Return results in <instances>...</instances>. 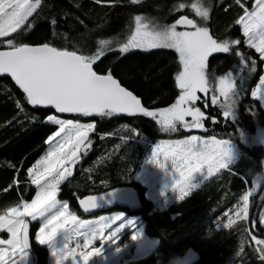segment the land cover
Returning <instances> with one entry per match:
<instances>
[{
    "label": "trees",
    "instance_id": "16d2710c",
    "mask_svg": "<svg viewBox=\"0 0 264 264\" xmlns=\"http://www.w3.org/2000/svg\"><path fill=\"white\" fill-rule=\"evenodd\" d=\"M182 2L189 4L193 0H142L138 5L132 4L131 0H101L99 4L96 0H42L41 8L30 18L34 26L14 38L18 43L31 46L47 42L58 48L79 49L85 54H94L99 39L110 38L113 43L109 47L113 50L106 52L93 66L94 70L102 75L111 71L121 86L137 96L148 110L164 108L179 94L174 76L180 66L173 50H133L121 54L117 49L133 31L136 14L155 16V23L162 18L164 21L160 25L171 24L179 14L191 17L188 8L172 11ZM203 2L210 8L209 19L204 24L210 34L219 40L239 38L243 42L239 26L235 24L243 9L235 0ZM53 19L55 25L51 23ZM242 42L239 50L245 59L257 60L256 73L240 66L239 58L235 56L236 48L231 54H216L208 60L212 82L225 68L227 72L243 68L244 82L236 81L240 98L233 111L234 118H223L219 106L208 104L205 108L201 104L200 107L207 117L218 121L213 124L211 119H205L203 123L208 131L204 135L238 142L239 160L229 169L205 180L183 200L176 199L162 208L148 201L145 188L135 181L151 146L157 140L171 136L162 132L152 118L142 114H114L83 119L81 115L58 114L51 107L27 104L25 94L12 79L0 77V214L34 194L27 169L42 155L45 141L57 129L46 122V117L57 115L95 124L94 131L89 133L92 146L87 155L81 154L73 175L61 185L59 200L68 201L71 210L87 217L79 207L80 199L126 186H132L140 193L142 207L134 214L142 220L144 234L156 239L157 246L147 256L126 264H169L188 249L199 255L196 264H264L251 239L252 236L264 239V224L257 217L262 205L260 200H256L251 213L249 211L246 227L232 230L243 219L235 214L237 206L242 207L240 197L252 188L254 173L264 169V147L253 143L257 131H264V110L257 100L249 97L250 90L262 75L264 61L254 50L244 51ZM0 50L5 49L0 46ZM18 102L22 110L17 107ZM178 136L179 132L174 134V137ZM245 138H250L251 142L245 144ZM230 220L233 221L231 226L225 228ZM211 230L228 234L221 240L212 241L206 237ZM30 252L37 264H46L45 247L32 241Z\"/></svg>",
    "mask_w": 264,
    "mask_h": 264
},
{
    "label": "snow or ice",
    "instance_id": "6c2138e0",
    "mask_svg": "<svg viewBox=\"0 0 264 264\" xmlns=\"http://www.w3.org/2000/svg\"><path fill=\"white\" fill-rule=\"evenodd\" d=\"M235 2L243 9L235 24L241 28L247 48L254 50L264 61V0H253L251 10L242 0ZM96 3H101V0H96ZM131 3L138 5L142 0H131ZM41 4L42 0H0V46L5 49L0 50V75L10 76L25 94L27 104L33 107H51L55 113L84 117L142 114L152 118L165 133H175L178 127L207 132L203 121L211 119L213 124L218 121L214 117H207L196 106L201 101V94L205 97V108L211 93V104L223 110V118L231 119L240 98L232 71L220 75L213 86L208 73L209 57L214 53L231 54L232 49L236 48L235 56L240 64L252 74L257 71V60H246L239 50L242 42L239 38L219 40L210 34L207 26L198 24L187 15H181L171 24L157 25L144 15L136 14L133 18L134 30L125 42L118 45L117 50L126 54L135 49H171L178 54L180 66L174 76L175 86L179 90L178 98L169 107L148 110L137 96L121 86L111 71L102 75L94 70L93 66L106 52L113 50L109 47L113 43L111 39H99V47L94 54H85L79 49L58 48L47 42L39 46L18 43L14 37L21 31L31 30L34 25L30 18L41 8ZM185 8H189L195 17L208 21L210 8L205 6L203 0L179 3L172 11ZM51 23L55 25L56 21L53 19ZM251 96L264 106V75L259 77ZM17 107L21 108L19 102ZM46 122L58 126V130L45 141L49 145L46 155L27 169L30 183L36 188L34 198L30 202L21 200L18 205L0 214V231L9 234L8 239H0V264H26L30 249V221H41L42 226L35 239L40 245L50 248L55 264H64L69 259L71 264H80L78 255L83 264H89L93 255L102 253V247L95 248L94 252L86 251L95 240L115 243L118 234L131 223H125L122 215L102 216L95 221L83 220L69 211L68 201L58 199L61 185L73 175L81 154L87 155L92 146L89 133L94 131L95 124L62 119L57 115H48ZM160 156L164 163L160 162ZM169 161L172 171L179 177L173 189L177 199L183 200L214 172L229 169L234 161L232 142L215 136L203 139L191 135L186 139L157 144L151 162L165 169ZM195 174L201 176L199 183H194ZM250 195L251 192H246L240 197L242 207L238 205L235 210L238 218H248ZM98 199L105 198L89 196L80 199L79 203L87 212L89 207H99ZM117 221L122 222L113 228ZM232 222L230 220L224 227H230ZM261 223H264V217ZM106 229L111 231L103 235ZM81 238L83 249L78 253ZM251 239L257 245H264V239H256L255 236ZM73 241L76 242L75 247H71ZM259 251L264 260V247ZM17 255L20 257L18 261L14 259Z\"/></svg>",
    "mask_w": 264,
    "mask_h": 264
},
{
    "label": "rangeland",
    "instance_id": "374dc122",
    "mask_svg": "<svg viewBox=\"0 0 264 264\" xmlns=\"http://www.w3.org/2000/svg\"><path fill=\"white\" fill-rule=\"evenodd\" d=\"M243 2L248 3L249 4L248 9L251 10L253 0H252V2H251V0H244ZM188 11L191 13V17H189V18L195 17L194 13H192L189 8H188ZM181 15H184V14H179L176 17V19H178ZM144 16L148 20H151L154 24H157V25H160V23L162 21H164V20H162V18L161 19L158 18L157 22L155 23V20H156L155 16H150V15H144ZM175 20H173L172 23ZM196 21L198 24H200L202 26H204V24L206 23L205 21H203L200 18H197ZM239 29H240V32L242 35L241 28L239 27ZM178 30H181V29H178ZM103 39H106V38H103ZM108 39H110V38H108ZM244 41H245V38L243 37L242 44L245 46L244 47V51H245L248 48H247ZM135 50L144 51V50H139V49H135ZM166 50H171V49H166ZM130 51H133V50H130ZM148 51H150V50H148ZM173 52L175 53L174 50H173ZM175 54L178 58V54L177 53H175ZM216 54H222V53H214L213 55H216ZM240 66L244 67L241 64H240ZM227 71H228V69L225 68L221 75H226L228 73ZM232 73L234 75L235 80L238 83L244 82L245 79L242 77V73H241L240 69L236 70V71H232ZM262 75H264V64L262 67ZM210 76H212V75H210ZM218 77L216 79H218ZM211 81H212V78H211ZM215 81L212 82L213 86H215ZM252 90H250V94H249L250 98L252 97L251 96ZM210 96H211V93L209 94L208 104L212 105L210 102ZM177 98L178 97H176L175 100ZM204 99H205V97L203 96V94H201V101H198L196 106L201 107V104H203V107H205L204 103H203ZM259 104H260V102H259ZM169 106H171V105H169ZM169 106H166V107H169ZM260 106H261V104H260ZM261 108L264 110V106H261ZM159 109H162V108H156L153 111L159 110ZM82 117H83V119H88V117H84V116H82ZM59 118H61V117H59ZM62 119L71 120L68 118H62ZM186 119L190 120V118H186ZM79 122H81V123H93V122H87V121H79ZM56 127H57L56 131H57L58 126H56ZM158 127L160 128L159 125H158ZM177 132H179V136L174 137V134ZM168 133L171 134V136H169V138L157 140L151 146L148 154L146 155V157H145V159L141 165V169L139 171V174L135 178V181L138 182L141 186H143L145 188V191H146L145 192V198L148 201H151L157 208H162L166 204L177 199V193L174 191L173 185H174L175 180L178 179L179 177H178V175H176L172 171L170 161L168 162V165L166 166L165 169H161L156 164L151 162L153 149L156 147V145L161 143V142L174 141L177 139H186L191 135H198L203 139L210 138V136H205L204 131H202V130H195L194 129V130L189 131V130H183L179 127L175 133H172V132H168ZM218 139H220V138H218ZM230 141L232 142V151H233V156H234V163H236L239 160L238 156L240 155L239 154V143L236 141H233V140H230ZM243 142L245 144H248L251 142V139L245 138L243 140ZM253 143H257L255 145H258V144L263 145V147H264V131H262V130L257 131ZM48 147H49V145L46 144V148H45L44 152L42 153V155L39 156V158L43 155H46ZM39 158H37L36 161ZM159 160L161 163H164L162 156L159 157ZM257 173H259V172H257ZM195 175H196V180L194 181V183H199L201 176H200V174H195ZM250 177H251V175H250ZM28 179H29V183H30V178L28 177ZM251 181H252V188H249L250 191H248V192L252 193V195H250V197H249V211L251 213V210L255 206L256 200H260L262 205H261V208L259 211V215L257 217L261 223V218L264 217V185H263V187H261V183L258 182V176H256V175L253 176V179H251ZM32 186L34 187V194L31 196V198H29V199L28 198H22V200L30 202L31 199L34 198L36 188L34 185H32ZM69 211L74 212L76 214V212L74 210H71L70 208H69ZM76 215L80 219L93 220V221L99 220V218L102 216L111 217V216H115V215H122L125 223H127L129 221L131 222V223L127 224V226L118 234L117 239L113 238L114 240L116 239L115 243H112V241L102 242L99 239L95 240L89 246V248L86 249V251H93L94 252L95 248L102 247V253L99 256L93 255L92 259L89 261V264H126V263H129L130 261H135L137 259H140L142 257L147 256L157 246V240L156 239L149 238L144 234V224H143L142 220L140 219V217L136 214L130 215V214H127L125 211H120V210L114 211L113 210L110 212H103L100 214L88 215L87 217H81V215H79V214H76ZM28 219L30 220V218H28ZM246 221H247V219H242L240 222H238L237 225H235L232 228V230L234 231V230H236L238 228H242V227L245 228L247 225ZM121 222L122 221H117L113 225V228L118 227ZM262 224H264V223H262ZM41 226H42V223L39 220L34 221V222L30 221V223H29V241H30V243L32 241H34L35 243L40 245L37 242V240L35 239V237H36V234H37V232ZM109 231H111V229H106L105 232L103 233V235H107ZM2 233L4 235H2ZM0 234H1L0 239H8L9 238V234L6 231H0ZM227 234H228V232L220 233V232H216L214 230H211L206 235V237L212 241H217V240H221L222 238H224ZM126 237H127V240L125 239ZM58 239H59V237H58ZM80 242H81V249H77L78 253L83 249L82 238H81ZM75 243L76 242L73 241L71 247H75ZM253 244L256 246V248L258 249L259 255L261 256L259 249L264 247V245H257L255 243V241H253ZM40 246L46 248V252H47L46 264H55L54 258L51 256L50 248L47 245H40ZM14 259H16L18 261L20 259L19 255L14 257ZM77 259L80 260V264H83L82 259L79 257V255L77 256ZM26 264H37V260L31 254L30 249H29V255L27 257ZM64 264H71L70 259L64 261Z\"/></svg>",
    "mask_w": 264,
    "mask_h": 264
},
{
    "label": "water",
    "instance_id": "95a60500",
    "mask_svg": "<svg viewBox=\"0 0 264 264\" xmlns=\"http://www.w3.org/2000/svg\"><path fill=\"white\" fill-rule=\"evenodd\" d=\"M0 77H8L11 79V77L6 74L0 75ZM70 115H78V114H70ZM119 115H127V114H119ZM109 193H114V195H108ZM92 196H96L97 198H99L100 196H104L105 199L104 200L98 199L97 202L99 204V207L95 209L89 207V211L87 212L83 210V208L79 203V207L81 211L86 215L100 214L103 212L112 211L114 209H121L127 211L128 213L134 214V213H138V211L142 207L140 193L137 191V189H135L132 186L113 188L111 190ZM198 261H199V255L192 249H188L187 251L184 252V254H182L176 260V264H196Z\"/></svg>",
    "mask_w": 264,
    "mask_h": 264
},
{
    "label": "clouds",
    "instance_id": "9594fccd",
    "mask_svg": "<svg viewBox=\"0 0 264 264\" xmlns=\"http://www.w3.org/2000/svg\"><path fill=\"white\" fill-rule=\"evenodd\" d=\"M233 163H234V161H233ZM254 175L258 176V182L259 183L264 184V169H262V171L260 173H254ZM199 187L200 186H197L195 189H197ZM169 264H176V260L170 261Z\"/></svg>",
    "mask_w": 264,
    "mask_h": 264
},
{
    "label": "crops",
    "instance_id": "0c3cea01",
    "mask_svg": "<svg viewBox=\"0 0 264 264\" xmlns=\"http://www.w3.org/2000/svg\"><path fill=\"white\" fill-rule=\"evenodd\" d=\"M217 172H214L212 175L209 176V178L213 177ZM208 178V179H209Z\"/></svg>",
    "mask_w": 264,
    "mask_h": 264
}]
</instances>
